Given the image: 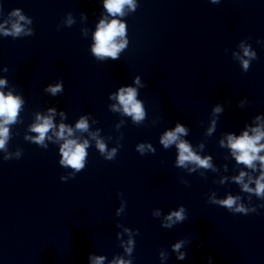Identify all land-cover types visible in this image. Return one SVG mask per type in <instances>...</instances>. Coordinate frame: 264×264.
<instances>
[{"label": "water", "instance_id": "water-1", "mask_svg": "<svg viewBox=\"0 0 264 264\" xmlns=\"http://www.w3.org/2000/svg\"><path fill=\"white\" fill-rule=\"evenodd\" d=\"M0 264H264V0H0Z\"/></svg>", "mask_w": 264, "mask_h": 264}]
</instances>
